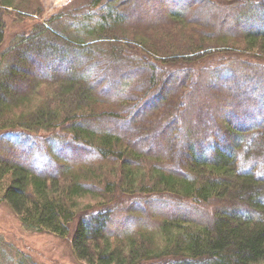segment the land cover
Listing matches in <instances>:
<instances>
[{
  "label": "trees",
  "instance_id": "1",
  "mask_svg": "<svg viewBox=\"0 0 264 264\" xmlns=\"http://www.w3.org/2000/svg\"><path fill=\"white\" fill-rule=\"evenodd\" d=\"M260 1L261 6H264V0ZM100 2L93 7L100 6ZM35 3L29 0H0V44L5 40L3 9L16 10L20 15L35 12L40 15L42 10L38 6L34 7ZM67 11L64 9L38 24L33 33L16 37V44L11 45L10 52L5 55H9V59L0 72V193L4 200L25 225L62 237L71 235L77 257L89 264H264V177L255 176L254 172L258 171L255 168L250 172L237 168L239 154H243L240 163L245 164L254 155L262 153L264 127L253 136H244L240 130L229 125L228 135L219 138L222 141L238 140L231 141L236 142L231 145L227 141L230 152L222 149L218 141L192 140L190 146L187 145L189 161L178 166L180 168L175 166L174 170L160 166L159 161L162 162L164 155L158 154L156 150L154 154L150 147L156 144L155 137L161 129L153 130L146 136L154 139L147 145L143 140L138 142L140 145L136 142L129 144L130 140L126 136H131V131L93 130L87 125V121L92 119L86 117V114L93 112L99 96L91 83L95 81V73L102 72L103 66H107L104 64L119 60L116 58V48L104 53L108 58L105 60L100 58L103 54L98 55L95 51L97 46L104 43L108 46L118 44L117 41L108 40H112L113 30L121 27L126 17L111 2L103 4L98 10L89 11L88 17H83L82 11L78 9L74 16L81 22L73 30ZM248 44L264 51V35L253 34ZM95 56H99V59ZM30 67L36 70L31 73ZM29 80L38 82L39 87L42 84L57 87L60 93H55L59 100L56 104L70 107L71 113L65 115L61 124H68L71 140L79 146L95 150L105 158L115 160L120 166L121 175H116L118 179L113 184L118 185L123 192L110 190V177L113 175H105V172H98L89 165L74 173L68 163L62 162L56 174H46L31 163L34 152L26 156L24 149L16 150V144L21 148L28 144L34 147L33 150L36 144L5 141L6 134L18 136L22 140V136L27 133L34 137L42 130L52 132L57 125L54 122L61 116L57 109L50 111L45 107L40 108L30 119L18 123V126L11 123L6 125L7 115L23 104V101L30 100L31 96L26 94ZM99 82L102 83L101 80ZM119 84L125 88L124 91L115 88L104 98L110 102L122 99L131 102L133 99V104L127 107L128 110L133 109L132 113L124 121L130 122L139 111H143V117L148 116L150 99H156L153 109L158 110L165 106L170 97L166 99V88L161 91L162 84L153 87L150 83L147 88L142 83V90L152 86V92H146L140 97L132 92L131 96L127 93L126 88L131 90L132 82L120 81ZM238 99H233L234 108H241L242 100ZM76 102L77 107L71 109ZM107 116L110 121L121 119L114 113ZM141 118L142 114L138 121ZM6 126L10 133H7L9 131H6ZM29 130L32 132H27ZM20 142L25 144L21 146ZM201 142L204 145L210 143L212 147L202 150L199 146ZM243 143H246L244 147ZM145 161H152L155 165L145 171L142 167ZM116 193L118 198L124 194H130L133 199L170 195L179 200L208 204L214 208L213 218L204 223L182 217L163 218L154 230L117 236L107 228L111 218L109 212L113 208H93L78 217L81 198L95 196L107 200L106 203L111 205L115 203L112 198Z\"/></svg>",
  "mask_w": 264,
  "mask_h": 264
},
{
  "label": "rangeland",
  "instance_id": "2",
  "mask_svg": "<svg viewBox=\"0 0 264 264\" xmlns=\"http://www.w3.org/2000/svg\"><path fill=\"white\" fill-rule=\"evenodd\" d=\"M29 1L36 2L34 7L38 6L42 10L40 15L36 12L20 15L16 10L3 9L5 40L0 44V72L8 62L9 55H5L8 51L10 52L11 45L16 44L14 42L16 37L33 33L38 24L47 21L64 9H68L67 12L71 17L69 23L73 30L81 22L74 16L78 9L82 11L83 17H88L89 11L98 10L103 4L111 2L114 7L119 8V13L126 17L125 23L113 30L112 40H108L117 41L118 44L108 46L109 44L104 43L102 46H97L98 49L95 51L98 55L103 54L100 58L105 60L107 57L104 53L116 48L115 51H118L116 58L119 60H115L117 64H104L107 65L103 66L104 70L95 73V81H90L94 86V92L99 96V102L92 109L93 112L86 114V117L92 119L87 121V125L93 130L131 131V136H126L130 140L129 144L136 142L140 145L138 142L143 140L147 145L154 139L146 136L153 130L155 132L161 129L160 134L155 137L156 144H151L150 147L154 154L159 151L158 154L164 155L162 162L158 160L160 166L173 170L175 166L185 165L184 163L189 161L187 145L190 146L192 140L218 141L221 144L219 146L228 152L229 146L236 144L231 141H238L228 139L229 145L228 140L220 139L228 135L230 127L240 130V134L244 136H253L262 131L264 127V51L248 44L253 34L264 35V6H261L260 0L239 2L101 0L100 6L95 8L93 6L99 0ZM95 58L99 59V56ZM29 70L33 73L36 69L30 67ZM239 75L242 77L238 78ZM100 80L102 83L99 82ZM120 81L132 82L130 85L132 89L126 88V91L129 96L132 92L138 97L146 92H152V86L162 84L161 91L163 88L168 90L166 99L170 96L169 100L164 107L157 110L153 109L156 99L155 101L150 99L148 116L143 117V111H139L136 113L137 117L133 116L130 122L124 121L132 113L133 109L128 110L127 107L133 104L131 103L133 99L131 102L128 101L129 99L110 102L105 101L106 98H104L108 97V92L115 88H118L117 91H124L125 88L119 84ZM227 82L230 84H226ZM142 83L147 88L150 83L152 86L150 89L142 90ZM58 92L60 93L52 84H42L39 87L38 82L29 80L26 94L31 96L30 100L23 101V104L18 105L17 109H13L11 114L7 115L8 124L6 125L9 126L11 123L18 126V123L30 119L40 108L45 107L50 111L57 109L61 112V116L57 122H54L57 125L52 132L42 130L37 133V136L32 137L33 134L27 133L32 132L29 130L25 133L31 138L22 136V140L18 136L12 137L6 134L8 140L5 141H27L36 144L33 150L34 147H29L28 144L21 148L15 143L16 150L24 149L23 153L26 152V156L34 152V156L30 159L31 163L46 174H56L58 165L60 167L62 162L68 163L67 165L74 173L81 171L79 170L81 167L89 165L98 172L100 170L105 172V175H113L110 177L112 178L110 190L123 192L118 185L113 184L121 175L119 164L112 158H105L95 150L79 146L71 140L68 124H61L65 115L71 113L70 107L56 104L59 100L56 99L55 93L58 94ZM234 98L242 100L241 108H234ZM181 102L183 106L180 107ZM77 105L78 102L71 109L76 108ZM84 111L87 110L84 109ZM111 113L121 119L108 120L107 115ZM141 114L142 118L138 121ZM174 119H176L175 123ZM133 120H137L138 123ZM7 126L6 131L10 133ZM68 139L70 140L63 141ZM125 141L128 140L125 139ZM24 144L25 142H20L21 146ZM125 144L128 145L126 142ZM245 145L246 143H243L242 147ZM199 146L205 151L212 147L210 143L204 145L202 142ZM263 150L264 147L261 154L254 155L245 164L240 163L243 154H239L237 168L243 172H250L255 168L258 170L254 172L255 176L264 177ZM154 165L152 161H145L142 167L146 171ZM148 197L133 199L130 194H124L118 198L116 193L112 198L115 203L110 205L106 203L107 200L87 195L79 200L77 215L79 217L93 208H113L114 210L109 212L111 218L107 228L117 236L154 230L163 218L182 217L201 223L213 218L212 209L214 208L208 204L179 200L170 195L153 199ZM0 264L89 263L77 257L71 235L62 237L25 225L0 193ZM149 264L159 263L150 262Z\"/></svg>",
  "mask_w": 264,
  "mask_h": 264
}]
</instances>
